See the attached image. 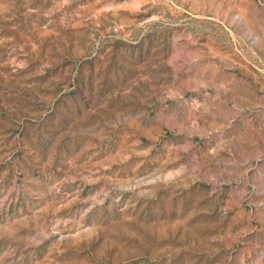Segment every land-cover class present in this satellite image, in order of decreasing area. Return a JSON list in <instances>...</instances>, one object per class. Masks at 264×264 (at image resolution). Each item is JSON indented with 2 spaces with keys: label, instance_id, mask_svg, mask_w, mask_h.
Wrapping results in <instances>:
<instances>
[{
  "label": "rangeland",
  "instance_id": "obj_1",
  "mask_svg": "<svg viewBox=\"0 0 264 264\" xmlns=\"http://www.w3.org/2000/svg\"><path fill=\"white\" fill-rule=\"evenodd\" d=\"M0 264H264V0H0Z\"/></svg>",
  "mask_w": 264,
  "mask_h": 264
}]
</instances>
